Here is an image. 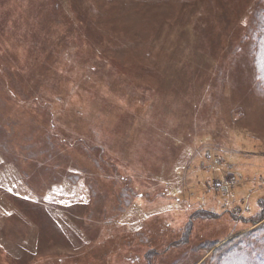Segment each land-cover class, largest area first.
<instances>
[{
  "label": "rangeland",
  "instance_id": "rangeland-1",
  "mask_svg": "<svg viewBox=\"0 0 264 264\" xmlns=\"http://www.w3.org/2000/svg\"><path fill=\"white\" fill-rule=\"evenodd\" d=\"M263 12L0 0V264L264 262Z\"/></svg>",
  "mask_w": 264,
  "mask_h": 264
},
{
  "label": "trees",
  "instance_id": "trees-1",
  "mask_svg": "<svg viewBox=\"0 0 264 264\" xmlns=\"http://www.w3.org/2000/svg\"><path fill=\"white\" fill-rule=\"evenodd\" d=\"M261 18L263 19V21L261 22V24L263 25V27H264V12L261 14ZM260 39H259V42H258V44L256 45V47H255V52H256V55L258 56L257 58L259 59L260 58V54H261V49H264V28L263 29H261V32H260ZM261 67V66H260ZM244 241V240H243ZM247 242V241H246ZM245 242V243H246ZM249 242H251L250 240H249ZM251 246V244L250 243H248L247 242V247H250ZM233 249V248H232ZM235 249H236V247H235ZM231 250V249H230ZM241 252V251H240ZM239 251H238V253H240ZM227 254L229 253V251H227L226 252ZM225 256V255H224ZM229 256V255H228ZM259 258H258V257ZM238 257H241L242 259L244 258V255H239ZM256 257H257V259H261V260H263L264 261V259L263 258H261L259 255H257L256 254ZM222 259H223V257H222ZM242 259H240V261H239V263H237V264H245V261L243 262L242 261ZM256 259V258H255ZM234 263V262H233ZM232 263V264H233ZM261 264H264V262H260ZM236 264V263H235ZM247 264H250V262H248Z\"/></svg>",
  "mask_w": 264,
  "mask_h": 264
}]
</instances>
